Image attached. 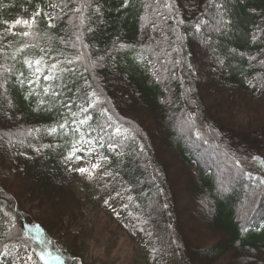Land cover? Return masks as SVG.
<instances>
[{
	"label": "trees",
	"instance_id": "1",
	"mask_svg": "<svg viewBox=\"0 0 264 264\" xmlns=\"http://www.w3.org/2000/svg\"><path fill=\"white\" fill-rule=\"evenodd\" d=\"M4 1L20 15L0 18V264L38 239L60 264H116L119 237L137 244L101 209L103 253L71 230L94 200L64 167L89 140L147 258L264 264L246 243L264 231V0Z\"/></svg>",
	"mask_w": 264,
	"mask_h": 264
},
{
	"label": "rangeland",
	"instance_id": "2",
	"mask_svg": "<svg viewBox=\"0 0 264 264\" xmlns=\"http://www.w3.org/2000/svg\"><path fill=\"white\" fill-rule=\"evenodd\" d=\"M4 4L11 5L9 0H5ZM52 11V8L49 9V12ZM20 13L18 11H9L7 9L0 10V18L5 20L11 18V16H18ZM29 18V17H28ZM198 147H196L197 149ZM212 152L202 151L198 154V158L201 160L214 159L212 158ZM77 155L82 156L83 159L80 161L70 162L65 165V170L73 174L79 183H81L86 191V194L89 195L93 200L94 204H86L83 208V213L85 215V222H82L80 226H72L71 230L73 232H79L81 229L85 230V234H89V251L95 253L94 255L103 253V244L105 239H108V236L104 234L103 225L105 222L104 212L103 216L99 214V209L104 210L118 218L120 223L128 227L135 234L137 244L131 247L124 238L119 237L116 249L113 251V255L116 256V264H159L157 259L147 258L144 255V248L146 246L144 237L136 228V225L133 223L132 219L128 216V210L126 207V199L124 198L121 187H119L115 182H113L109 177V169L103 167L102 163L98 159V156L91 155L86 156L83 152L77 153ZM99 164L98 169H91V164ZM174 163V161H173ZM216 165V162H213ZM87 167L92 171L93 175L90 178L87 173L81 174L78 171H75L76 168ZM223 177H226V174L223 172ZM230 176V175H229ZM180 179V178H179ZM227 187H233L236 182H238V176L234 172L231 173L230 178H228ZM230 181H233L230 182ZM183 184L180 181V184ZM239 190L242 193H245L246 187H240ZM201 215V216H200ZM198 217H204V214L197 215ZM197 217V218H198ZM39 232V230H38ZM103 232V233H102ZM38 242L31 247H22L18 250V264H60L56 259H53L52 253L45 248L43 242L37 240ZM54 243L59 247L64 242V239H61L59 236L53 237ZM246 243L252 246L264 248V231L259 232V235L256 239L247 238ZM43 256V258H41Z\"/></svg>",
	"mask_w": 264,
	"mask_h": 264
},
{
	"label": "snow or ice",
	"instance_id": "3",
	"mask_svg": "<svg viewBox=\"0 0 264 264\" xmlns=\"http://www.w3.org/2000/svg\"><path fill=\"white\" fill-rule=\"evenodd\" d=\"M51 7L55 8V7H57V5L52 4ZM40 15H41V11L37 10V11L33 12L31 19H20V18H18L12 24L9 25L8 31L11 32L12 35H17L18 33L12 32V29L15 28L17 25H21L25 28L31 29L32 27L35 26L36 18ZM44 15L47 17L46 13ZM48 18L51 19L50 17H48ZM52 26L53 25L49 24V27H52ZM19 35L27 37V36L32 35V33H31V31H24L22 33H19ZM25 47H27V45H25ZM25 63L29 64V66H31V64L33 62L25 60ZM34 63L37 65L36 73H40L41 68L39 67V65L42 63V60L37 59L34 61ZM52 67L55 68L56 65L53 64ZM39 78H40L39 75H37L36 79L39 80ZM44 79L48 80V79H51V77L50 76H44ZM29 83H32V81H29ZM48 91H49V89L46 88L45 92H48ZM93 95H95V93H93ZM81 111H86V109H81ZM73 115H75V113H73ZM85 122H86V120L79 121L80 124H83ZM60 127L63 128L64 125H60ZM51 131L54 132L55 129H52ZM77 131H78V129H77ZM117 132H119V129H117ZM84 143L86 145H88L86 148H79L75 144H73L71 151L69 152L68 156L66 157V161H73L74 159L76 161H80L81 159H83L82 156L77 155V153H79V152H83L84 155H86V156H91L94 152L93 148L91 147L92 141H90V140L84 141ZM99 167H100L99 164H96V163L91 164V169H98ZM75 171H78L81 174L87 173L90 178L93 175L92 171H90L89 168H87V167H79V168H76ZM41 258H43V256Z\"/></svg>",
	"mask_w": 264,
	"mask_h": 264
}]
</instances>
